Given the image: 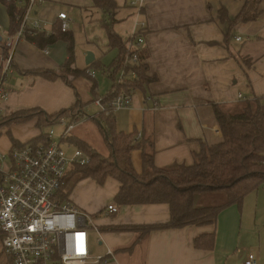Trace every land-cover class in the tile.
<instances>
[{
  "label": "crops",
  "instance_id": "0c3cea01",
  "mask_svg": "<svg viewBox=\"0 0 264 264\" xmlns=\"http://www.w3.org/2000/svg\"><path fill=\"white\" fill-rule=\"evenodd\" d=\"M41 1L48 2L51 10L38 4L32 17L45 30L46 23H52L51 30L55 29L53 23L57 15L65 13L58 4L64 2L82 6L89 15L91 11L101 13L99 19L89 21L83 27L88 41L86 51L92 52L93 62L83 70L73 63L72 69L80 72L92 67L101 69V58L96 55L104 56L115 50L116 57L101 72L110 79L112 87L120 50L109 45L101 26L110 15L95 9L90 0ZM113 1L118 8L113 16V32L123 47L137 26L145 25L142 31L144 45L139 49L143 77L133 89L131 108L116 112L110 122L105 117L100 118L97 112H93L92 117L87 116L90 106L97 109L93 104L98 98L97 75L95 79L88 77L93 81L90 85L93 99L83 101L74 85L81 76L74 78L62 70L68 59L65 41L46 46L47 55L42 53L43 48L22 41L13 51L6 77L8 98L1 104L4 116L30 109L55 115L78 103L83 106L79 111L88 119L62 139L63 131L59 139L61 148L66 145L76 151L87 145L108 157L110 150L100 124L104 122L111 134L138 140L140 148L133 149L130 159L134 172L141 175L143 151L150 152L147 147L143 149L146 142L152 143L153 164L157 169L175 164L191 166L193 154L200 151L202 143L209 146L220 143L222 135L214 118L213 105L233 112L247 100H259L264 109V0L259 3L256 20L234 24L249 0H147L139 11L128 5L130 0ZM19 2L18 7L23 8V13L25 5L21 0ZM0 7L6 18V21H0L3 37L10 28L6 10L2 5ZM94 15H90L91 20ZM68 33L72 35L70 30ZM238 37L240 41H236ZM34 72L63 74L71 86L60 78L50 81ZM82 76L86 77L85 73ZM31 122L35 125V121ZM11 127H1L0 137L5 134L8 138ZM46 134L37 130L31 138L24 140L11 136L18 143H26L43 135L46 137ZM93 138L98 142L96 146ZM11 146L8 138V145L0 151L7 152ZM72 169H68L66 182ZM119 188L120 184L112 178H107L101 186L85 178L76 182L66 197L78 210L89 215L98 229L99 235L88 231L90 256L94 259L112 252V256H106L107 261L100 264H242L248 254H253L258 264H264V207L259 198L253 208L247 205L246 197L241 205L228 206L219 212L212 225L146 232L145 227L169 222L168 205L118 206L114 199ZM108 205H114L117 213L105 216ZM89 233L95 234L94 247ZM198 238L205 243L204 247L194 246V240ZM0 264H12L1 243Z\"/></svg>",
  "mask_w": 264,
  "mask_h": 264
},
{
  "label": "trees",
  "instance_id": "16d2710c",
  "mask_svg": "<svg viewBox=\"0 0 264 264\" xmlns=\"http://www.w3.org/2000/svg\"><path fill=\"white\" fill-rule=\"evenodd\" d=\"M20 0H0L9 20V32L17 29L19 18L23 8H19ZM95 9L101 10L103 14H109L107 21H102L101 26L105 29L109 45L119 48V59L125 52L120 38L113 32L114 13L117 6L113 0H90ZM261 0L247 1L242 12L235 19L237 22H252L258 18V7ZM55 34L44 38L38 34L28 39L29 43L38 48H45L58 41L67 43L68 59L63 67L66 75L74 78L86 75V71L80 72L72 69L73 61V38L70 33H59L56 28ZM2 43H0L1 45ZM3 59L7 57V50L2 44ZM138 79L125 85L135 89L143 77L144 67L140 65L137 69ZM46 80L62 79L69 86L71 84L63 74L51 72H34ZM1 77V70H0ZM108 97V94L105 96ZM98 99V98H97ZM96 100V99H95ZM94 100V101H95ZM262 101H245L233 112L222 110L213 105V114L217 122L222 141L215 145L201 144L200 151L193 154L191 166L175 164L165 169H157L153 164L152 143L146 142L143 149L149 148L150 152L142 155L143 172L137 175L132 167L130 155L133 149L140 148L137 141L130 137L111 134L106 129L105 123L100 122L102 134L105 137L110 154L103 157L87 145L80 146L81 150L90 157V162L84 167L72 166L70 179L60 190L61 197L66 199L74 184L85 178H90L98 185H103L107 178H112L120 184L119 191L114 202L121 207L149 204H167L169 207L170 220L165 225L145 227L146 232L161 229H181L188 226L212 225L223 209L230 205H241L244 198L251 192H255L261 185L264 189V109ZM83 106L78 103L70 110L61 111L55 115H47L38 109L18 111L5 116L0 123L31 122L33 120L42 122L45 126L58 124L59 119L68 120L72 114L79 111ZM110 122L114 114H100ZM41 130V129H40ZM7 136L12 145L19 146L9 132ZM46 142V137L40 136L29 143ZM207 196L222 197L223 202L216 206L201 204V200ZM201 238L194 240L195 247H204Z\"/></svg>",
  "mask_w": 264,
  "mask_h": 264
},
{
  "label": "built area",
  "instance_id": "2783aa9c",
  "mask_svg": "<svg viewBox=\"0 0 264 264\" xmlns=\"http://www.w3.org/2000/svg\"><path fill=\"white\" fill-rule=\"evenodd\" d=\"M24 11L19 18L17 29L6 32L0 39L7 50L3 73L0 77V123L5 118L1 104L8 98L4 87L13 51L18 43L28 41L38 34L44 38L54 35V30L46 31L43 25L33 19L32 12L41 0H21ZM147 0H130L129 6L139 11ZM53 23L59 33H68L71 27L66 13H59ZM140 23L135 33L125 44V52L116 65V75L108 97L98 98L93 104L98 114H115L129 110L132 106L133 89L125 90V85L138 79L140 66L139 49L144 45ZM238 37L236 41H240ZM42 53L47 55L44 48ZM87 76L94 79V73ZM239 99H242L239 96ZM88 119L81 111H76L66 120L60 118L58 124L64 127L62 139L78 125ZM53 133L46 134V142L21 143L12 145L7 152L0 151V243L2 250L12 264H100L106 256L92 258L89 252L88 231L99 235L93 219L78 210L67 199L61 197L60 190L65 176L72 166L84 167L90 162L87 153L76 150L67 158L62 150L61 140H54ZM140 135H138V138ZM117 208L108 205L105 216L114 215ZM242 264H258L253 254H248Z\"/></svg>",
  "mask_w": 264,
  "mask_h": 264
},
{
  "label": "rangeland",
  "instance_id": "374dc122",
  "mask_svg": "<svg viewBox=\"0 0 264 264\" xmlns=\"http://www.w3.org/2000/svg\"><path fill=\"white\" fill-rule=\"evenodd\" d=\"M58 5L66 13L68 19L70 20V24L72 26L70 27V32H72V35H73V53H74L75 66L76 68L83 70L86 68L85 60H86L87 55L88 54L92 55L91 51H86L87 46H88V41L86 39L85 34L83 33V27L87 25L89 21H96L97 19H99L101 13L91 11L90 15L93 13L95 14L91 20L90 15L86 13V10L83 9L82 6L78 7L77 5L72 4V3L69 4V2H64V4H58ZM40 6H43V7L45 6L47 9L51 10V6L48 2L46 3L44 1H41L39 7ZM36 8L38 7H35L34 11ZM50 15L52 16L53 13L50 12ZM0 21H6L4 10L1 7H0ZM51 26H52V23H46V30L51 32ZM75 27H77L76 30H74ZM96 57L101 58L102 68L98 69L96 67L95 68L92 67V68H89L86 72L94 73L95 77L97 75L96 93L98 94V98H103L108 94V92L111 89V81L109 78L102 75L101 72L103 68L108 67L109 64L112 62V60L114 59V57H116V51L115 50L111 51L105 54L104 56H102L99 53L98 55H96ZM91 82L93 81L90 80L86 74V77L81 76L80 79H78L74 83L75 88L83 101L88 100V99L89 100L93 99V97L90 94ZM7 84L8 82L4 84L5 88H7ZM93 112L98 113V109H95L93 106H90L89 109H87L86 115L89 117H92L94 115ZM20 123L21 124L17 122H12L11 124L10 123L4 124L3 127L5 128V127H11L12 125H15V126H12L9 130L14 138H17L20 140L31 138L37 132V130H40V129L42 130L43 133L52 132L53 138L55 140H59L64 131V127H62L60 124H57V123H56L57 125H53V126H45L42 122H38V121L35 122V125L33 122H20ZM92 142L93 144H95V146L98 144V142L94 138L92 139ZM7 145H8V138L4 134L0 137V148H3ZM62 148L67 158L72 157L75 151L74 147H68L66 145H62ZM256 199L259 202H262V207H264V193H263L262 185L257 189L256 192H251L246 196L247 205L252 206L253 208L256 205ZM223 200L224 199H222V197H219V196H207V197L202 198L201 204L207 205V206H216V205H220L223 202ZM89 235H90L89 238L92 242V246L94 247L95 246L94 244L95 234L89 233Z\"/></svg>",
  "mask_w": 264,
  "mask_h": 264
},
{
  "label": "water",
  "instance_id": "95a60500",
  "mask_svg": "<svg viewBox=\"0 0 264 264\" xmlns=\"http://www.w3.org/2000/svg\"><path fill=\"white\" fill-rule=\"evenodd\" d=\"M93 59H94L93 55L88 54L87 57H86V60H85V64L87 66L90 65L93 62Z\"/></svg>",
  "mask_w": 264,
  "mask_h": 264
}]
</instances>
